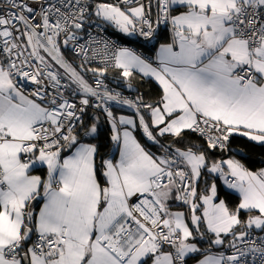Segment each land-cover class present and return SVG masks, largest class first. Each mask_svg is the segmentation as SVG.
Returning a JSON list of instances; mask_svg holds the SVG:
<instances>
[{
    "label": "snow or ice",
    "instance_id": "obj_1",
    "mask_svg": "<svg viewBox=\"0 0 264 264\" xmlns=\"http://www.w3.org/2000/svg\"><path fill=\"white\" fill-rule=\"evenodd\" d=\"M234 137L264 145V0H0V264H264Z\"/></svg>",
    "mask_w": 264,
    "mask_h": 264
},
{
    "label": "trees",
    "instance_id": "obj_2",
    "mask_svg": "<svg viewBox=\"0 0 264 264\" xmlns=\"http://www.w3.org/2000/svg\"><path fill=\"white\" fill-rule=\"evenodd\" d=\"M110 2V1H108ZM108 33H110L114 37H120V34L115 33L112 31V29H108ZM135 38H120L118 39L121 43H124V41H134ZM127 45L131 46L134 49H143L137 45V43H127ZM141 83H143V86L140 88V91L144 93L145 98L155 97L159 91V89L151 82H140L135 81L134 86H139ZM107 135H108V129L107 125L101 120L100 123V138L98 142L100 144V151L101 153H105L109 150V145L107 143ZM193 140H196L197 138L192 136ZM231 147L233 149H236L238 151H241L245 154V157H239L238 159H241L242 163L245 164V166L253 172H257L261 169H264V145H257L253 142H249L247 139L241 138V137H234L232 140ZM217 158L219 157V153L216 154ZM37 173L43 175L42 172L36 171ZM220 198L225 199L228 206L234 208L236 204L239 203V199L236 195L229 192L228 190L223 189L220 187Z\"/></svg>",
    "mask_w": 264,
    "mask_h": 264
},
{
    "label": "crops",
    "instance_id": "obj_3",
    "mask_svg": "<svg viewBox=\"0 0 264 264\" xmlns=\"http://www.w3.org/2000/svg\"><path fill=\"white\" fill-rule=\"evenodd\" d=\"M124 38H128V37H124ZM130 39H132V38H130ZM125 46H128V47H130L129 45H127V44H125ZM151 83H153L157 88H158V86L154 83V82H151ZM242 138V137H241ZM244 139H246V138H244ZM254 143V142H253ZM256 144V143H255ZM257 145H259V144H257ZM237 158H239V157H237ZM32 174H39V173H37L36 171L35 172H33ZM221 187L223 188V189H225V190H227L226 188H224L222 185H221ZM229 192H231V193H233L234 195H236L237 197H238V194L237 193H234V192H232V191H230V190H228ZM238 199H239V197H238Z\"/></svg>",
    "mask_w": 264,
    "mask_h": 264
},
{
    "label": "built area",
    "instance_id": "obj_4",
    "mask_svg": "<svg viewBox=\"0 0 264 264\" xmlns=\"http://www.w3.org/2000/svg\"><path fill=\"white\" fill-rule=\"evenodd\" d=\"M108 1H110V2H113V0H108ZM114 37V36H113ZM105 38H107V36L105 37ZM117 42L118 43H121L119 40H117ZM131 47V46H130ZM132 48V47H131ZM134 49V48H133ZM137 52H141V53H143L144 55H148V56H151V55H153V53H149V52H144V51H142L141 49H135Z\"/></svg>",
    "mask_w": 264,
    "mask_h": 264
},
{
    "label": "water",
    "instance_id": "obj_5",
    "mask_svg": "<svg viewBox=\"0 0 264 264\" xmlns=\"http://www.w3.org/2000/svg\"><path fill=\"white\" fill-rule=\"evenodd\" d=\"M235 151H237V152H240L241 153V156H238V157H242V158H244L245 157V154L243 153V152H241V151H238V150H236V149H234Z\"/></svg>",
    "mask_w": 264,
    "mask_h": 264
}]
</instances>
